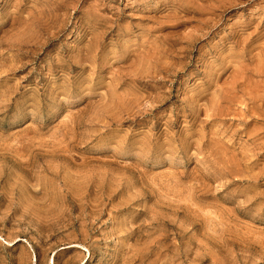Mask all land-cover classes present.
<instances>
[{"label":"rangeland","instance_id":"obj_1","mask_svg":"<svg viewBox=\"0 0 264 264\" xmlns=\"http://www.w3.org/2000/svg\"><path fill=\"white\" fill-rule=\"evenodd\" d=\"M0 264H264V0H0Z\"/></svg>","mask_w":264,"mask_h":264}]
</instances>
